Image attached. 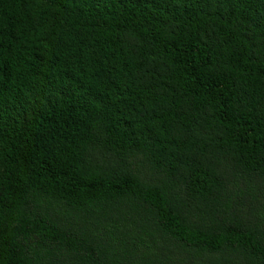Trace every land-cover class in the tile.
<instances>
[{
	"label": "trees",
	"instance_id": "16d2710c",
	"mask_svg": "<svg viewBox=\"0 0 264 264\" xmlns=\"http://www.w3.org/2000/svg\"><path fill=\"white\" fill-rule=\"evenodd\" d=\"M0 264H264V0H0Z\"/></svg>",
	"mask_w": 264,
	"mask_h": 264
}]
</instances>
